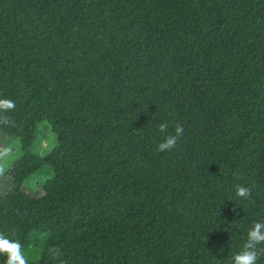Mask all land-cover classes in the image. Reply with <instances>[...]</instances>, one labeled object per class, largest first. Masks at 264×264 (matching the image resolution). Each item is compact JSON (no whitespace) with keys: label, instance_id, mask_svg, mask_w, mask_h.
Instances as JSON below:
<instances>
[{"label":"trees","instance_id":"obj_1","mask_svg":"<svg viewBox=\"0 0 264 264\" xmlns=\"http://www.w3.org/2000/svg\"><path fill=\"white\" fill-rule=\"evenodd\" d=\"M0 99L23 151L0 233L28 264H231L264 221V0H0Z\"/></svg>","mask_w":264,"mask_h":264},{"label":"clouds","instance_id":"obj_2","mask_svg":"<svg viewBox=\"0 0 264 264\" xmlns=\"http://www.w3.org/2000/svg\"><path fill=\"white\" fill-rule=\"evenodd\" d=\"M14 103L9 99H0V112H7L14 109ZM7 115H0V124L9 123ZM167 123H160L158 130L166 133ZM184 134V128L176 124L174 132L167 134L162 142L157 145L158 152L171 151L174 149ZM10 149H0V157L7 156ZM2 171V169H0ZM251 195L249 188L238 185L236 187V196L240 199H247ZM264 221H255L247 230L246 239L240 250L231 257V264H257L261 255H264ZM49 253L54 258H59L62 253L58 246L49 248ZM0 256L5 257V264H28L25 256L24 247L18 239H13L4 233H0Z\"/></svg>","mask_w":264,"mask_h":264},{"label":"rangeland","instance_id":"obj_3","mask_svg":"<svg viewBox=\"0 0 264 264\" xmlns=\"http://www.w3.org/2000/svg\"><path fill=\"white\" fill-rule=\"evenodd\" d=\"M57 144L56 134L53 133L51 125L46 121H40L36 125L34 144L32 151L40 156L48 153ZM10 149L7 156L0 157V197L12 187V178L9 175L10 166L19 159L22 154L21 142L18 137H10L0 130V149ZM54 170L49 165H43L39 170L30 175L25 181L26 189L33 193L39 191L47 182H51ZM30 252L32 249L30 247Z\"/></svg>","mask_w":264,"mask_h":264}]
</instances>
